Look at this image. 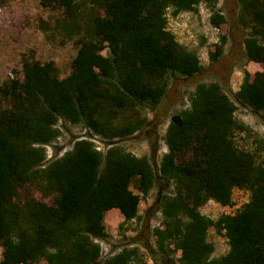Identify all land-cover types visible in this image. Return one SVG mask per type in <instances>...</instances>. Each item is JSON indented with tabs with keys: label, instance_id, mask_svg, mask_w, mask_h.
<instances>
[{
	"label": "trees",
	"instance_id": "trees-1",
	"mask_svg": "<svg viewBox=\"0 0 264 264\" xmlns=\"http://www.w3.org/2000/svg\"><path fill=\"white\" fill-rule=\"evenodd\" d=\"M218 1L40 0L62 10L59 28L77 36V52L65 77L53 62L24 59L22 79L12 76L0 86V264L139 263L135 241L101 257L103 219L112 208L123 217L121 227L138 219L140 200L155 186L163 221L152 230L154 260L264 264V141L258 151L238 147L235 134L246 127L219 83H198L189 107L171 115L158 164L120 143L151 123L144 110L155 111L170 81L202 69L198 54L167 28V10L177 15L204 4L218 29L226 22ZM237 3L238 24L247 30L244 57L263 69L252 76L244 71L236 100L264 121V0ZM224 42L221 36L214 45L212 61ZM60 121L85 133L47 158L45 146L60 136ZM31 187L52 202L35 198ZM234 189L249 192L235 213L216 219L201 213L209 200L232 205ZM210 228L227 238L220 257L212 256Z\"/></svg>",
	"mask_w": 264,
	"mask_h": 264
},
{
	"label": "rangeland",
	"instance_id": "rangeland-1",
	"mask_svg": "<svg viewBox=\"0 0 264 264\" xmlns=\"http://www.w3.org/2000/svg\"><path fill=\"white\" fill-rule=\"evenodd\" d=\"M217 7L225 16L226 22L218 29L209 22L210 11L200 4L197 11L181 12L173 15L167 10V28L174 34L179 43L194 50L201 61L202 69L191 77H178L170 81L166 96L155 111L144 110L151 123L140 131L124 138L120 143L126 150L136 156H147L154 164H158L167 148L164 143L166 126L171 115L181 109L189 107V98L198 83L217 82L231 100L236 103L235 117L242 122L246 129L235 134V141L239 148L245 150H260L259 141H264V121L250 108L243 106L236 100L235 93L244 77V71L252 76L263 68L259 63L246 61L243 54L242 40L247 32L237 21V0H219ZM63 18L62 10L41 5L40 0H5L0 5V86L12 76L22 79V61L24 59L37 60L41 63L53 62L59 76L65 77L71 71V62L76 55L77 36H66L59 28ZM221 36L225 38L222 53L216 60L210 59L209 53L215 51V46L221 43ZM102 54L107 55V50ZM61 134L51 144L46 146L48 157H53L58 150L60 156L71 148L76 137L85 133L79 125L58 123ZM93 142L102 149L104 147L99 137ZM157 147L154 153L151 146ZM133 192L137 190L131 186ZM33 196L48 204L52 202L50 196L44 197L35 189L30 188ZM232 205L222 206L209 200L204 203L200 211L211 219L222 214H233L249 200V192L244 189H234ZM158 188L153 187L146 198L139 203V218L123 223L120 212L112 208L104 215V226L107 237L99 240L101 257L108 256L127 243L135 241L140 248L141 261L134 264H160L154 260L150 248L155 247L152 230L162 226V215L159 209ZM133 239V240H132ZM207 240L214 245L213 257H220L229 249L228 241L223 232L217 233L210 228ZM178 252L175 257H179ZM1 257V247H0ZM175 264H179L174 260ZM33 264H46L40 260Z\"/></svg>",
	"mask_w": 264,
	"mask_h": 264
},
{
	"label": "built area",
	"instance_id": "built-area-1",
	"mask_svg": "<svg viewBox=\"0 0 264 264\" xmlns=\"http://www.w3.org/2000/svg\"><path fill=\"white\" fill-rule=\"evenodd\" d=\"M46 146H48V145H46ZM46 146H45V147H46ZM97 149H100V148H99V147H97ZM47 158H51V157H48V155H47Z\"/></svg>",
	"mask_w": 264,
	"mask_h": 264
}]
</instances>
